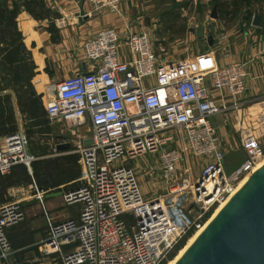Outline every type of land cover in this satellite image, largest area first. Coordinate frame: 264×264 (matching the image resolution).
<instances>
[{"label":"built area","instance_id":"2783aa9c","mask_svg":"<svg viewBox=\"0 0 264 264\" xmlns=\"http://www.w3.org/2000/svg\"><path fill=\"white\" fill-rule=\"evenodd\" d=\"M46 1L53 6L57 0ZM122 1L86 0L97 13H121ZM122 44L131 56L128 61L119 57ZM158 50L146 32L102 27L84 40L83 56L72 58L77 65L86 64L87 74L76 70L56 81L52 97L42 94L49 120L89 122L91 143L79 139L74 151L79 186L63 195L65 205L79 204V214L61 221L47 216L46 235L37 245L41 263L161 264L173 246L192 227L198 228L205 213L232 194L239 180L264 157L258 139L253 134L243 136L246 158L226 174L221 138L210 122L212 115L240 108L237 100L219 102L217 97L235 99L243 93L245 63L203 74L185 62L165 63L162 47ZM170 128L178 132L183 148L203 157L205 164L197 177L187 171L177 177L179 153L164 149L159 169L169 184L168 192L146 199L127 161L157 151L159 134ZM34 159L23 131L3 137L1 175L16 164L29 167ZM32 197L44 208L45 193L36 185ZM186 203L198 215L184 223ZM23 218L19 201L0 204V264H21L12 258L6 230Z\"/></svg>","mask_w":264,"mask_h":264},{"label":"crops","instance_id":"0c3cea01","mask_svg":"<svg viewBox=\"0 0 264 264\" xmlns=\"http://www.w3.org/2000/svg\"><path fill=\"white\" fill-rule=\"evenodd\" d=\"M129 2L131 3V11L130 6H128ZM123 3L124 0L122 1L121 13L107 11L97 13L91 11V7L86 0H57L51 6L52 12L58 14L56 20L54 19V24L59 38L55 42L51 40L49 29L40 28L39 30L38 28L39 26L47 27V23H44L47 20H36L29 13L23 11L22 16L18 17V26L25 37L30 33L32 36L29 40L34 41L37 45L43 46L50 43L52 46L51 50L56 52L58 50L61 51L58 47L62 48V52L56 53L53 58V66L59 74L61 72L64 73L63 77L70 76L76 70L83 72V62L77 65L75 59L70 57V52L73 50V53H79L82 50V45L86 37L93 35L102 27H114L119 32H123L127 28L136 32L146 31L150 35L157 50L158 47H162L163 51L160 53L165 63L178 64L185 62L190 65L192 70L203 74L208 73L214 68L234 62L245 63L247 76L245 77V89L243 93L235 99L229 98L228 96H225V98L217 97V101L219 102L226 101L231 103L237 100L240 105L237 111L241 110L242 112L239 111L237 113L235 109H230L225 113L210 116V122L215 127L217 134L224 141L234 142V135L238 134V132L234 131L235 129L233 128L238 129L237 124L239 123H236L238 117L240 115L245 116L250 114V110L255 105L261 103L260 101H263L261 98L264 97V6L262 11H252L251 6H246L247 13L245 11L243 15L248 18H242L241 23L237 21L236 24L231 25L226 23V19H223L224 16L226 17V13L223 14L218 7V18L215 21L210 16L211 10L204 11L202 12V20L196 25L193 31L195 33L191 29H184L174 23L167 30L170 38L166 41L164 40L162 42L163 46H161V44H157L158 41L153 40L155 28L153 19L150 20V24L146 21V26H143L141 23L142 19L136 18L137 6H134L132 0L125 2V6ZM254 15L260 16L259 25L253 24ZM31 27H34V29ZM199 27H202L203 37H198L196 34ZM38 30L39 39L35 37ZM183 31L185 33L181 34ZM37 40L40 42H37ZM119 57L123 61H128L131 58L126 53L123 44L119 48ZM65 69L68 70L65 72ZM5 93H10L12 96L16 124L23 131V117L20 113L15 93L11 89L0 92V94ZM214 96H217L216 93ZM41 101L44 103L42 95ZM251 119L252 117L249 116L243 117L241 125L244 126ZM241 129L243 133H246L244 127ZM251 134L255 135V132H251ZM50 135L52 136V133ZM88 136L89 134L84 135L80 139L85 141L88 139ZM1 140H3V136L0 137V142ZM56 144L59 143L53 142L52 138L42 142L47 152L37 155L36 159L76 154L73 151L72 143L69 149L62 151L54 150ZM27 150L30 155H33V152L28 147ZM224 156V163L226 162L229 165L228 169L231 172L242 165L246 158V153L244 157L238 151L228 156L226 150L224 151ZM79 177L80 167L78 176L72 180L71 178H56L58 183H60L56 187L49 186L45 189L43 186H38L36 182H32L14 185L3 191V197L6 201L11 199L19 201L24 211V218L19 223L9 226L6 230L7 238L14 250L12 258L15 261L21 264H45L40 262V253L37 245L46 235L47 216L54 221L77 218L79 207L74 209L68 208V205L64 204L63 195L78 188ZM34 185L45 193L44 208L38 200L32 197ZM56 192H61V194L57 195L55 194Z\"/></svg>","mask_w":264,"mask_h":264},{"label":"rangeland","instance_id":"374dc122","mask_svg":"<svg viewBox=\"0 0 264 264\" xmlns=\"http://www.w3.org/2000/svg\"><path fill=\"white\" fill-rule=\"evenodd\" d=\"M127 1L128 0H124L123 3L124 6H125V2ZM217 1L223 3L221 12H223V14L226 13L225 14L226 17L224 15H223L224 17L223 16L222 17L223 19H226V23L230 25L236 24L237 21L238 23H241L242 18L243 19L248 18L243 15L247 10V8H245L246 6H251L250 8L252 9V11L254 10L262 11L264 6V0L259 3L254 1L248 3L246 0H217ZM16 2L18 4L20 11L18 17H21L22 12L25 10L22 8L20 0H16ZM215 2L216 0H132L134 6L135 7L137 6L136 18L142 19L141 23L143 26H146V21L150 24V20L153 19V23L155 24L153 40L158 41L157 44L159 45L161 44V46H163L162 42H164V40L166 41L168 40V38H170V36L167 33V30L172 24L174 23L178 24L184 29L186 28H188V30L191 29L193 32L196 25L200 23V21L202 20V12L204 11L206 12L208 10L212 11V7H214V5L217 6ZM45 3L47 4L48 7L51 8L52 5L49 2L45 0ZM12 5L13 4H11L10 2V6ZM128 6H130V11H131L132 8L130 2L128 3ZM212 20L215 21L217 19L212 18ZM44 23H47V27L39 26L38 27L39 30L40 28H45L46 30H48V27H50L48 20L44 21ZM31 28L34 29V27ZM39 30L36 32V36H35L37 39H39L38 38ZM142 32H146V31H142ZM184 33H185L184 31L181 32V34ZM31 36L32 35L29 33L27 37L24 36V39L26 41V45L28 49L32 53L33 60L36 65L37 72L33 79V86L35 92H37V94L40 95L44 94L45 98L52 97L54 84L64 75V73L62 72L61 74L56 72L53 66L54 65L53 58L55 57L56 53L62 52V48L58 47V49H61V51L58 50V52H56L54 50H51L52 46L50 43L45 44L43 46H39L34 41L29 40ZM37 42L40 41L37 40ZM76 54H78L79 57L83 56L82 50L79 53L78 52L73 53L72 50L70 52V57L73 58ZM67 70L68 69H65L64 71L66 72ZM261 99L263 101H260L261 103L255 105V107L250 110V114L245 116L240 115L238 117V120L236 122L239 123L237 124L238 129L233 128L235 129L234 131L238 132V134L234 135L235 137L233 141L235 143L232 141L230 142L228 140L224 141L223 138L220 137L221 150L223 151V153L224 151L227 150V155L229 156V155H233L238 151V153H242L244 157L245 150L241 146V139L243 136L250 135L251 132H255L254 136L258 139L262 148H264V97H262ZM239 111L236 112L238 113ZM248 116L252 117V119L249 120V123L246 122V124L242 126L241 124L243 117L245 118ZM50 125L52 130L51 138L53 142L72 143L73 151L76 150L80 137L84 135H88L90 133L89 122L79 125H74V124L50 121ZM242 127L245 128L246 133H243L241 129ZM248 129L249 131L247 132ZM22 130L26 132L23 125H22ZM168 136H170L171 139L167 140L166 137ZM36 137L39 136H34L32 138L33 143L39 142ZM178 138H179L178 132L175 129L170 128L165 132L159 134L158 136L159 145L157 151L143 154L134 159H128L127 165L134 168L136 176L139 180L141 191L146 199H151L154 196H160L168 192L167 189L169 184L164 180V177L159 169L160 155L164 149L166 150L174 149L179 153V159L176 161L177 177L178 175H180L181 171H187L194 177H197L200 174L205 164L204 158L195 155V153L189 147L183 148L182 142L178 140ZM41 141L43 142V139H41L40 142ZM1 144H2V140L0 142V145ZM228 167L229 165H227L225 162L224 171L226 174H230L232 172L229 171ZM13 200L14 199H11L9 201H13ZM191 205L192 204L186 203L184 216L182 217L183 218L182 221L184 223L187 221H191L190 220L191 217L194 219L198 215V211L195 209L194 206ZM78 207H79L78 203L68 205V208H72V209ZM214 209L215 207L213 208V212ZM196 230L197 228H195V231ZM178 231L179 229L176 230V232ZM170 261H168L166 264H168Z\"/></svg>","mask_w":264,"mask_h":264},{"label":"trees","instance_id":"16d2710c","mask_svg":"<svg viewBox=\"0 0 264 264\" xmlns=\"http://www.w3.org/2000/svg\"><path fill=\"white\" fill-rule=\"evenodd\" d=\"M22 8L36 20H48L53 42L58 40L54 19L57 13L52 12L44 0H20ZM262 2L263 0H246ZM13 4L12 6H10ZM219 10L223 3L215 2ZM247 4V3H246ZM249 5V4H248ZM19 7L16 0H0V92L11 89L23 117V126L26 130L27 147L33 152L35 159L30 166L25 164L14 165L7 174H0V204L6 202L3 197L5 189L19 184L36 182L45 189L56 187L60 183L56 178L74 179L79 174L78 155H65L47 159H36L37 155L47 152L43 142L51 138L50 120L41 101V95L35 92L33 79L36 75V65L31 51L28 49L22 32L18 26ZM19 130L10 93L0 94V137H5ZM34 136L40 142H32ZM52 151V150H51ZM31 169V170H29ZM8 201V200H7ZM213 208L205 213L199 223L201 225L211 216ZM195 232L192 227L170 250L166 264L172 260L177 252L185 245L188 238Z\"/></svg>","mask_w":264,"mask_h":264},{"label":"water","instance_id":"95a60500","mask_svg":"<svg viewBox=\"0 0 264 264\" xmlns=\"http://www.w3.org/2000/svg\"><path fill=\"white\" fill-rule=\"evenodd\" d=\"M210 16L218 18L216 5ZM253 24H260L259 15H254ZM196 34L203 37L202 27ZM82 68L87 74L84 63ZM83 143L88 145L91 140ZM70 147L69 142L59 143L55 150ZM175 264H264V164L249 176Z\"/></svg>","mask_w":264,"mask_h":264},{"label":"bare ground","instance_id":"6f19581e","mask_svg":"<svg viewBox=\"0 0 264 264\" xmlns=\"http://www.w3.org/2000/svg\"><path fill=\"white\" fill-rule=\"evenodd\" d=\"M262 164H264V157L256 164V166L250 172H248L242 179L239 180L232 194H230L225 200H223L220 204H218L215 207L214 212H212V215L210 216V218L197 228V230L193 233V235L187 240L186 244L179 250L177 255L168 264H175L181 258V256L186 252V250L190 247V245L198 238V236L204 231V229L209 225V223H211V221L220 212V210L225 206V204L233 197V195L238 191V189L242 185H244V183L248 180L249 176L252 173H254ZM172 236H174V233L172 234Z\"/></svg>","mask_w":264,"mask_h":264}]
</instances>
